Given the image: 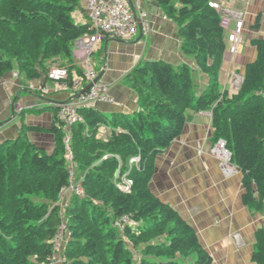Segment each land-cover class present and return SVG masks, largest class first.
Returning a JSON list of instances; mask_svg holds the SVG:
<instances>
[{"label":"trees","instance_id":"obj_1","mask_svg":"<svg viewBox=\"0 0 264 264\" xmlns=\"http://www.w3.org/2000/svg\"><path fill=\"white\" fill-rule=\"evenodd\" d=\"M155 1L177 25L182 49L208 76V87L196 95L188 64L151 61L128 76L140 111L82 110L84 122L73 125L70 144L84 173L85 197L71 196L63 217L55 204L71 175L59 108H51L47 129L55 139L51 154L28 138L44 129L23 123L17 139L0 143V264H49L65 220L71 236L60 264H214L194 227L150 188L156 159L183 134L188 109L212 111L214 140L226 141L242 173L243 203L264 213V39L252 41L257 58L247 64L240 92L230 95L220 89L227 43L210 1ZM81 9V0H0V77L48 78L49 63L58 57L68 61L70 80L74 69L81 75L73 64L74 42L92 32L90 22L75 20ZM105 126L111 129L107 140L98 137ZM134 157L139 163L130 166ZM117 173L133 181L130 191L116 187ZM125 217L131 224L117 227ZM252 263L264 264L263 228L256 232Z\"/></svg>","mask_w":264,"mask_h":264},{"label":"crops","instance_id":"obj_2","mask_svg":"<svg viewBox=\"0 0 264 264\" xmlns=\"http://www.w3.org/2000/svg\"><path fill=\"white\" fill-rule=\"evenodd\" d=\"M126 1L139 18V29L129 40L106 39L95 53L100 81L108 86L109 95L116 101V104L98 103L96 110L106 115L140 111L138 94L129 85L128 76L138 66L151 61L174 66L188 64L193 70L196 95L204 91L209 84L208 76L198 68L194 57L183 51L175 22L155 0ZM209 1L243 13L241 50L234 55L227 44L219 76L221 91L236 95L231 87L232 76H244L247 64L258 55L252 41L264 39V0ZM81 5L82 9L74 13L76 22L91 23L85 0H81ZM66 62L61 57L52 60L48 75L52 68L64 67ZM72 72L73 78L79 76L77 69ZM74 97L71 89L58 88V83L45 75L37 80H26L17 72L0 77V123H5L0 143L17 139L24 123L44 129L29 132L28 138L51 154L55 148L54 136L47 131L54 118L51 108ZM110 135V128L99 129V138L107 140ZM214 143L212 111L188 109L183 134L156 159L150 188L194 227L214 264H253L256 232L264 229V213L254 214L243 203L242 173L224 176L218 161L210 154Z\"/></svg>","mask_w":264,"mask_h":264},{"label":"built area","instance_id":"obj_3","mask_svg":"<svg viewBox=\"0 0 264 264\" xmlns=\"http://www.w3.org/2000/svg\"><path fill=\"white\" fill-rule=\"evenodd\" d=\"M238 1L245 2L246 0ZM85 2L91 18L92 32L78 38L74 42L73 47L74 60L79 65L82 74L70 80L68 70L58 66L52 68L48 75L50 79L58 83V88L64 90L71 89L75 95L71 100L58 105L59 118L67 130V136L65 137L66 159L71 175L69 185L63 187L61 190L60 202L71 196L85 197V191L82 187L84 176L78 178L76 175L78 165L73 158L70 144L73 125L84 122L81 111L96 109L98 103L116 104L115 99L109 95L108 86L98 80L99 74L95 66L94 55L106 39L129 40L137 34L139 29V19L126 0H85ZM209 5L220 14L221 28L224 31L226 43L229 44V51L234 55L239 54L244 29L243 13L235 12L229 6L215 2H210ZM232 24H234V28L231 27ZM231 83L233 91L238 94L242 89L244 76L234 74ZM89 85H91L89 90L83 93L81 97L76 98ZM3 128L4 126L0 124V133L3 131ZM210 154L218 161V165L224 176L230 177L240 172L238 167L232 162V152L228 149L224 139H219L213 144ZM138 163L139 157H134L130 160V166ZM132 184L133 181L127 177V174L119 176V173H117L115 185L118 189L128 192ZM63 216L62 211L61 217ZM125 223L131 224V220L125 217L121 221L116 222L115 225L121 227ZM70 236L71 233L65 221H63L53 241L54 256L49 264H60L63 262L61 252L66 240Z\"/></svg>","mask_w":264,"mask_h":264},{"label":"rangeland","instance_id":"obj_4","mask_svg":"<svg viewBox=\"0 0 264 264\" xmlns=\"http://www.w3.org/2000/svg\"><path fill=\"white\" fill-rule=\"evenodd\" d=\"M76 175L78 178H82L84 176V173L77 169ZM70 199H71V197H68V198H66V200L60 202L61 200L59 198L58 202H56V204H55V205L60 206V213L63 211L64 216H65L66 207H67L68 203L70 202Z\"/></svg>","mask_w":264,"mask_h":264},{"label":"water","instance_id":"obj_5","mask_svg":"<svg viewBox=\"0 0 264 264\" xmlns=\"http://www.w3.org/2000/svg\"><path fill=\"white\" fill-rule=\"evenodd\" d=\"M135 15H136V17L138 18L137 14H135ZM138 19H139V18H138ZM100 77H101V76H99L98 80H100ZM90 87H91V85L87 86L84 90H82V91L76 96V98L81 97L82 94L85 93L87 90H89ZM14 105H15V104H14ZM13 108H14V107H13ZM0 124H1V125H5V123H0ZM257 198H258V196H257Z\"/></svg>","mask_w":264,"mask_h":264}]
</instances>
